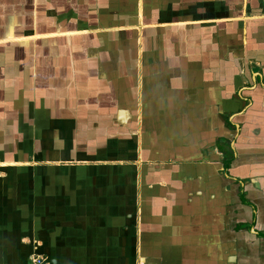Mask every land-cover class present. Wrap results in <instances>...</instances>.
<instances>
[{
	"label": "crops",
	"instance_id": "obj_1",
	"mask_svg": "<svg viewBox=\"0 0 264 264\" xmlns=\"http://www.w3.org/2000/svg\"><path fill=\"white\" fill-rule=\"evenodd\" d=\"M264 264V0H0V264Z\"/></svg>",
	"mask_w": 264,
	"mask_h": 264
},
{
	"label": "built area",
	"instance_id": "obj_2",
	"mask_svg": "<svg viewBox=\"0 0 264 264\" xmlns=\"http://www.w3.org/2000/svg\"><path fill=\"white\" fill-rule=\"evenodd\" d=\"M34 264H42V261L37 259L36 261L33 262Z\"/></svg>",
	"mask_w": 264,
	"mask_h": 264
},
{
	"label": "rangeland",
	"instance_id": "obj_3",
	"mask_svg": "<svg viewBox=\"0 0 264 264\" xmlns=\"http://www.w3.org/2000/svg\"><path fill=\"white\" fill-rule=\"evenodd\" d=\"M36 261V260H35Z\"/></svg>",
	"mask_w": 264,
	"mask_h": 264
}]
</instances>
